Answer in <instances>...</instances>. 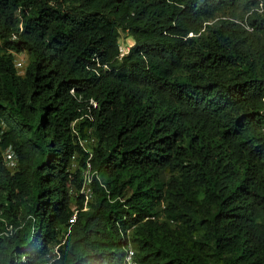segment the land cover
<instances>
[{"label":"trees","instance_id":"obj_1","mask_svg":"<svg viewBox=\"0 0 264 264\" xmlns=\"http://www.w3.org/2000/svg\"><path fill=\"white\" fill-rule=\"evenodd\" d=\"M130 228L264 264V0H0V264H124Z\"/></svg>","mask_w":264,"mask_h":264},{"label":"built area","instance_id":"obj_2","mask_svg":"<svg viewBox=\"0 0 264 264\" xmlns=\"http://www.w3.org/2000/svg\"><path fill=\"white\" fill-rule=\"evenodd\" d=\"M129 51V50H128ZM128 51H125L123 49H121L122 54H126ZM15 64L17 69L21 70L23 69L24 65H25V54H20L16 56V60H15ZM91 105L94 106V108L97 107L96 103L91 102ZM82 146H84L85 151L86 152H90L88 147L85 146V142L81 141ZM92 156V155H91ZM5 161L8 167L10 168H14L17 166V162L13 156V154L11 152H7L5 154ZM96 173H93L91 170V165L88 163L87 165V169L84 172V185L81 189V194L85 196L86 200L89 201L92 198V188H91V183L93 180V177L96 176ZM76 216H77V212L74 213V215L72 216V218L70 219V224H74V222L76 221ZM132 230L129 229L127 231V236L128 238H130V234H131ZM123 236H126L125 234H123ZM58 252H57V248L54 250V256H57ZM136 251L133 248L132 244L129 242L127 248H126V255H125V259H124V264H138L136 259Z\"/></svg>","mask_w":264,"mask_h":264},{"label":"rangeland","instance_id":"obj_3","mask_svg":"<svg viewBox=\"0 0 264 264\" xmlns=\"http://www.w3.org/2000/svg\"><path fill=\"white\" fill-rule=\"evenodd\" d=\"M121 44H122L121 49L128 51L134 45V41L127 34H122Z\"/></svg>","mask_w":264,"mask_h":264},{"label":"clouds","instance_id":"obj_4","mask_svg":"<svg viewBox=\"0 0 264 264\" xmlns=\"http://www.w3.org/2000/svg\"><path fill=\"white\" fill-rule=\"evenodd\" d=\"M91 102H94V101H91ZM95 103V102H94ZM97 105V104H96ZM90 151V150H89ZM87 153H89V152H87ZM92 154H90V157H92L91 156ZM87 165H88V163H87ZM86 169H87V167H86ZM86 170L84 169V171H83V176H84V172H85ZM152 220H155L156 219V217H153V218H151ZM171 223H173V222H171ZM174 224V223H173ZM131 230L133 229V228H130ZM129 229H127L126 231H122L121 233H122V236H123V234H125L126 236H123L124 238H127L128 240H129V242L132 244V242H131V238H132V234H130V238H128V236H127V231H128ZM132 233V232H131ZM129 244V243H128ZM128 244L126 245V247H125V255H126V248H127V246H128ZM132 246H133V248L135 249V247H134V245L132 244ZM135 251H136V249H135ZM125 259V258H124ZM138 263V262H137ZM139 264V263H138Z\"/></svg>","mask_w":264,"mask_h":264}]
</instances>
